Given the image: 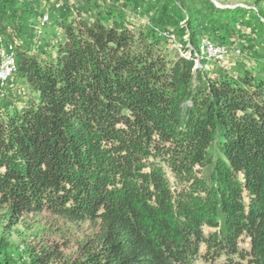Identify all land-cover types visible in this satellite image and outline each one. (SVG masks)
<instances>
[{
	"label": "trees",
	"instance_id": "16d2710c",
	"mask_svg": "<svg viewBox=\"0 0 264 264\" xmlns=\"http://www.w3.org/2000/svg\"><path fill=\"white\" fill-rule=\"evenodd\" d=\"M201 1L0 0V264H264V39Z\"/></svg>",
	"mask_w": 264,
	"mask_h": 264
},
{
	"label": "rangeland",
	"instance_id": "374dc122",
	"mask_svg": "<svg viewBox=\"0 0 264 264\" xmlns=\"http://www.w3.org/2000/svg\"><path fill=\"white\" fill-rule=\"evenodd\" d=\"M41 1V8L42 12H46L43 15H47L49 16V10L46 11L45 6L47 5H43V1L44 0H40ZM50 2H53L54 0H49ZM192 6L195 7H201V4L203 3L201 0H189ZM208 2H211L216 8L218 9H238L241 8L243 11H240V15L242 16L241 18L244 20L243 22H241L239 24V28L242 29L241 31H244V35H246V37H251L254 38L255 41V45L257 46V51H262V46H260V41L262 39H264V0H206ZM47 4V2L45 3ZM41 11V9H40ZM51 14V13H50ZM43 18V17H42ZM49 20H44V18L42 20H36V25H37V33H41L44 34L45 36H47L49 33L48 32H44L47 28L49 27ZM46 23V24H42V23ZM182 22H180L181 24ZM247 23V24H246ZM263 26H262V25ZM49 29V28H47ZM53 33L54 31H56V29L52 28ZM166 32V31H165ZM164 34V32H163ZM162 34V35H163ZM166 34V33H165ZM169 38L172 40H175V38L172 35H169ZM184 40H187L188 38L186 36H184L183 38ZM208 41L209 45L205 46L204 45V41ZM246 39L241 38V41H239V43H237V47L239 46L241 48V45H244L246 43ZM216 43L212 42L209 39H202L199 43L198 46V51H196L195 56L198 57V55H202L204 57H206L208 60H211L210 65L208 66V68H222L224 70L228 69L231 72L235 71L233 68L231 69V66H233V64H235L237 61L241 60L243 61L247 66L251 65L252 62L248 60L249 56L245 50V48H241V54H239V52L234 53L233 49L228 50L227 47L224 44H218V45H223L227 50L224 56V61L222 63H220L218 61V57L217 56H213L211 55V53H213V50H211V48L215 45ZM188 45V44H187ZM174 47H176V43L175 45L173 44ZM189 47V46H188ZM191 48V47H189ZM209 49V52H208ZM185 55V54H184ZM189 55V54H187ZM241 56V57H240ZM227 61V63H226ZM200 59L199 58H195L194 59V63H195V67L199 65ZM254 65V64H253ZM252 67V65L250 66ZM235 73V72H234ZM42 221V219H39ZM0 232H1V228H0ZM14 241V243L16 244V246H18L17 249H15V254L19 253L20 250L23 249V245L21 242L16 241L15 237H11L10 239V244L12 245V242ZM20 255H22V259L24 258L23 253H21ZM201 264V263H198Z\"/></svg>",
	"mask_w": 264,
	"mask_h": 264
},
{
	"label": "bare ground",
	"instance_id": "6f19581e",
	"mask_svg": "<svg viewBox=\"0 0 264 264\" xmlns=\"http://www.w3.org/2000/svg\"><path fill=\"white\" fill-rule=\"evenodd\" d=\"M43 18L44 20H47V15H44ZM204 45L208 46L209 42L205 40ZM227 49L223 45L215 44L211 48V50H213V53H211V55L217 56L218 61L222 63L224 61V56H225ZM208 52H209V49H208ZM236 52H239V50H236ZM13 70H14V59H13V55L11 52V46L7 48H2L0 50V79L5 80L8 77H10Z\"/></svg>",
	"mask_w": 264,
	"mask_h": 264
}]
</instances>
